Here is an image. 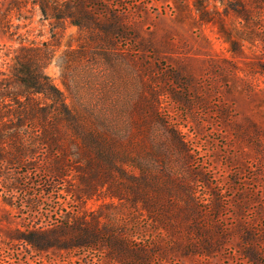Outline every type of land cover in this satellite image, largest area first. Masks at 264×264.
I'll return each instance as SVG.
<instances>
[{
    "label": "rangeland",
    "instance_id": "obj_1",
    "mask_svg": "<svg viewBox=\"0 0 264 264\" xmlns=\"http://www.w3.org/2000/svg\"><path fill=\"white\" fill-rule=\"evenodd\" d=\"M78 2L0 0V73L26 48L99 134L98 121L152 150L157 163L143 157L139 191L164 210L150 213L131 191L114 199L106 186L72 200L76 173L50 180L47 147L24 125L27 151L9 132L0 139V264H250L245 229L264 262V0ZM150 106L163 123L142 121ZM92 219L109 231L106 246L69 250L73 226Z\"/></svg>",
    "mask_w": 264,
    "mask_h": 264
},
{
    "label": "trees",
    "instance_id": "obj_2",
    "mask_svg": "<svg viewBox=\"0 0 264 264\" xmlns=\"http://www.w3.org/2000/svg\"><path fill=\"white\" fill-rule=\"evenodd\" d=\"M93 1L79 0L78 5L85 6ZM28 52L26 48H20V53L11 59L8 74L0 73V139H4L3 133L9 132L7 138L14 140L17 152L21 153V151H27L22 148V146L26 147L24 141V143L19 144L23 140L21 135L23 126L26 125L23 131L38 132L40 136L36 143L47 147L46 155L49 159L51 158V164L47 163L48 166L46 167L49 174L47 177L50 180L58 178L67 181L66 179L72 171L76 173L74 180L77 178L76 182L79 187L68 186L65 189V193L73 197L72 200L76 202L100 196L102 186H106L108 190L112 187L115 188L116 192L111 190L109 194L104 192L114 199L127 198L126 191H131V195L134 194L143 198V206L150 213H154L158 209L163 211L164 207L159 204L160 200L157 196L153 202H150L139 191L138 183L146 180L145 177L140 179V176H144V172H146L143 167V157H149L150 160L157 163L152 150L134 148L135 144L120 135L108 136L111 128L98 121L104 135L99 134L80 111L65 106L61 94L51 84L48 77L37 70V65L33 64L32 57ZM11 86H15V89H12ZM37 95L51 100L53 106H42L37 101ZM4 100L10 102L11 108L3 106ZM139 111L145 113L142 108ZM149 111L150 114L147 117H142V121L147 120L148 126L153 122H160L153 106L149 107ZM8 124L12 126L9 127ZM129 124L131 127L135 125L130 120ZM173 141L176 148L185 149L178 138H173ZM129 167L140 169L142 174L138 177L129 175L126 171ZM147 178L151 180L149 177ZM154 179L149 184L146 182V184L159 188ZM168 179L170 182V184L167 183L168 186H172L174 184L171 182L172 178L168 176ZM131 184H135V186L130 188ZM162 190L167 189L161 185ZM83 223L80 220L79 223L77 222V226H73L72 229L75 230L76 237L73 238L67 248L69 250H98L99 247L106 246L108 241L106 237L109 236V231L102 229V227L97 230L93 219L92 223L87 221V227L80 229L79 227ZM85 228L90 230H85ZM78 231L81 233L78 234ZM241 237L242 244L248 245L247 249L240 246L245 261L250 264H264L257 246L261 240L246 229L243 230ZM24 239L30 244L33 243L29 237H24ZM205 249L207 250L209 247L206 246Z\"/></svg>",
    "mask_w": 264,
    "mask_h": 264
}]
</instances>
